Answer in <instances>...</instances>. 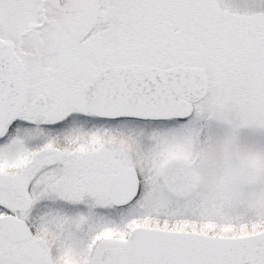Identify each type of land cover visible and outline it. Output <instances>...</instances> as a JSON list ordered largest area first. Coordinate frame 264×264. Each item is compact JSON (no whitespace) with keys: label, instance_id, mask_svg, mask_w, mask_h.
<instances>
[{"label":"snow or ice","instance_id":"1","mask_svg":"<svg viewBox=\"0 0 264 264\" xmlns=\"http://www.w3.org/2000/svg\"><path fill=\"white\" fill-rule=\"evenodd\" d=\"M0 264H264V0H0Z\"/></svg>","mask_w":264,"mask_h":264}]
</instances>
